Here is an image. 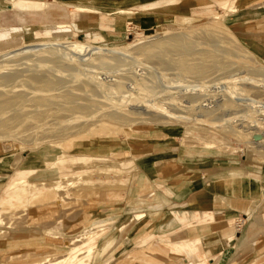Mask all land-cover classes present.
Segmentation results:
<instances>
[{"label":"rangeland","instance_id":"1","mask_svg":"<svg viewBox=\"0 0 264 264\" xmlns=\"http://www.w3.org/2000/svg\"><path fill=\"white\" fill-rule=\"evenodd\" d=\"M8 1L0 264H227L264 235V0Z\"/></svg>","mask_w":264,"mask_h":264},{"label":"crops","instance_id":"2","mask_svg":"<svg viewBox=\"0 0 264 264\" xmlns=\"http://www.w3.org/2000/svg\"><path fill=\"white\" fill-rule=\"evenodd\" d=\"M19 1H24V0H19ZM69 1L63 0V2H65L66 4H70L72 6H75V5L76 6H84V5H82V2H80V3H77V2L68 3ZM87 1H89V0H87ZM32 2H34L33 5H36L37 3H40V0H33ZM203 2H204L203 0H195L196 6H201L202 4H204ZM218 2H219L218 0H213L212 1V4L214 5V7L216 9H219L218 8V5H217ZM225 3L227 4V6H229L228 5V3H229L228 0H225ZM239 3H240V7H241V5H243L245 3V0H239ZM47 4L49 5V3L46 1V5ZM8 9L9 10H15V11H20V10H23V9H25V10H33L34 13L37 12V13H39L41 15H44L45 17L61 16L62 15V13H59L60 14L59 15L58 12H54V10H52V7H50L49 10L51 12L53 11V13H50L51 15L49 14L50 16H48V13L46 12L47 11L46 10V6H43V9H38V8H34V9H32V8H23V9L11 8L10 9V7H8ZM76 9H80V8H76ZM94 9L97 10L98 9V6L94 7ZM55 13H56V15H55ZM74 13H76L75 10H74L73 13L69 12V14L71 16V19H75L76 20V18L78 16L75 15ZM125 13H128V12H125ZM76 26L80 27L78 24H76ZM78 31H83V30H78ZM84 34H85V31H84ZM247 41L251 42L250 40H247ZM263 55H264V52H262V56ZM155 169H157V168H155ZM238 169L239 168H236L235 170H238ZM239 170H241V169H239ZM157 171H158V169H157ZM141 175H143V177L140 176V180H139L138 186L140 184H143V182L145 180L148 181L147 176H146V173L143 172V174H141ZM174 191H175V197H174L173 200H171V199H169L167 197L165 199H166L167 203H170V204H173V205H177L178 204L177 201L181 197V195L179 194L180 193V190H178L177 188H175ZM158 194L159 195H162L163 197H165V195L162 192H160V191L158 192ZM195 212L196 211H193L192 213H195ZM214 212L216 214L219 213L218 211H214ZM199 213H203V212L200 211ZM216 214H214V215H216ZM219 239H218V241L221 240V239L220 240ZM228 241L231 243V246L229 248L232 249V250L230 251V253L228 255L227 264H254V262H255V264H257L258 263L257 262L258 260L263 259V256H264V235L258 234L257 237H255V238H253L251 240H248V241L245 240L244 238H242L241 235H238V236L236 235V237H235L234 240L231 237H229V240ZM209 260H211V259H209Z\"/></svg>","mask_w":264,"mask_h":264},{"label":"bare ground","instance_id":"3","mask_svg":"<svg viewBox=\"0 0 264 264\" xmlns=\"http://www.w3.org/2000/svg\"><path fill=\"white\" fill-rule=\"evenodd\" d=\"M0 3H1V5L3 4L4 5V3H7V0H0ZM8 7H10V9L11 8H18V9H23V8H25V6H27V7H29V8H33V3L34 2H31V1H16V0H10V1H8ZM62 3L63 4H65V5H67V7H68V5H69V12H71V13H73L74 12V9H75V7L76 8H80V9H85V7L84 6H72V5H70V4H66L65 2H63V0H62ZM10 5V6H9ZM41 5H43V6H46V10H49L50 9V7H49V5L47 4L46 5V3H43V4H41ZM40 5V6H41ZM0 9H2V8H0ZM52 10H54V12H58V14L59 13H61V10L60 9H54V8H52ZM94 10V9H93ZM44 11V10H43ZM53 12V11H52ZM123 12H129V11H124V10H118V11H116V13H123ZM57 14V15H58ZM55 15H56V13H55ZM60 15V14H59ZM50 26V25H49ZM66 43L67 44H65V43H63V47L65 46L66 47V45L68 46V44H69V42H67L66 41ZM35 43H32V45H34ZM31 44H29V46H30ZM36 45V44H35ZM52 46H54V45H52ZM28 47V46H27ZM55 47V46H54ZM19 50V49H18ZM7 77V76H6ZM236 81V80H235ZM263 86V85H262ZM92 89V88H91ZM95 90V89H94ZM147 101H149V100H147ZM75 102V101H74ZM142 102V101H141ZM238 104V103H237ZM249 104V103H248ZM256 104V103H255ZM254 104V105H255ZM262 105V104H261ZM264 106V105H263ZM249 107V106H248ZM254 107V106H253ZM256 107V106H255ZM254 107V108H255ZM244 108V107H243ZM245 109V108H244ZM249 109V108H248ZM87 110V109H86ZM150 110V109H149ZM239 110H241L240 108H239ZM257 110V109H256ZM32 111H34V110H32ZM252 111H254L253 109H252ZM35 112V111H34ZM28 114V113H27ZM256 114H258V113H256ZM157 116V115H156ZM159 117V116H158ZM157 117V118H158ZM262 118V117H261ZM257 119V118H256ZM152 119H150V121H151ZM257 120H259V117H258V119ZM105 123V122H104ZM15 193H10V196H13ZM140 219V218H139ZM139 219H136V220H139ZM124 230H125V228H124ZM125 232V231H124ZM94 233V232H93ZM92 233V234H93ZM123 233V232H122ZM92 234H89V235H92ZM87 235V234H86ZM221 236V235H220ZM84 238V237H83ZM224 241H225V238H222V236H221V240H220V242H221V244H224ZM26 244V243H25ZM71 244V243H70ZM107 244V243H106ZM66 246H68V245H66ZM86 250V249H85ZM88 251V250H87ZM55 252V251H54ZM83 252V251H82ZM82 252H78V253H82ZM13 253V252H12ZM25 253V252H24ZM27 254V253H26ZM10 255V254H9ZM24 255V254H23ZM23 255H22V257H23ZM81 256H82V254H80ZM26 256V255H25ZM21 257V258H22ZM76 258V257H75ZM47 259V258H46ZM48 260V259H47ZM46 260V261H47ZM95 259H93V261H94ZM54 262H55V260H54ZM40 263H42V262H40ZM56 264V263H55ZM64 264H84V262H79V263H73V262H67V263H64Z\"/></svg>","mask_w":264,"mask_h":264}]
</instances>
